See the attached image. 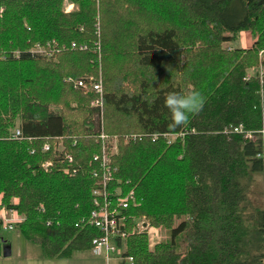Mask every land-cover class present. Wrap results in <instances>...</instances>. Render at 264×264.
Returning <instances> with one entry per match:
<instances>
[{"label": "trees", "instance_id": "trees-1", "mask_svg": "<svg viewBox=\"0 0 264 264\" xmlns=\"http://www.w3.org/2000/svg\"><path fill=\"white\" fill-rule=\"evenodd\" d=\"M62 1L0 0V208L22 216L14 229L40 258L91 249L103 132L116 140L105 191L126 235L119 264H264V85L246 72L264 66V0H70L69 13ZM87 76L100 108L76 85ZM193 90L203 110L171 131L165 96ZM139 222L167 238L150 244Z\"/></svg>", "mask_w": 264, "mask_h": 264}, {"label": "built area", "instance_id": "built-area-1", "mask_svg": "<svg viewBox=\"0 0 264 264\" xmlns=\"http://www.w3.org/2000/svg\"><path fill=\"white\" fill-rule=\"evenodd\" d=\"M259 55H262V51L259 52ZM256 76L261 85H264V66L259 65L256 68L254 73H248L247 77ZM78 87H82L83 89L86 86H89L94 94V99L90 102V105L94 108H100L102 106V82L100 78L93 79V77H84L79 79L76 83ZM234 132L243 133L244 137L252 138L253 132L251 131H243L241 125L233 128ZM262 137V145L261 152L257 154V157L261 158L264 165V128L257 131ZM14 137L19 135V131H14ZM99 139L101 143V168L103 170L102 179L99 183L101 187L95 188L92 191L94 195V209L91 211L90 217L87 223L94 225L100 232L101 236L92 239L91 243V253L97 256H103L106 261H108L111 255H116L117 257L121 254V249L114 243V239L119 237L123 239L126 235L123 231L120 230L118 224L121 221L122 216H117V211L115 208L112 210L109 209V202L106 197L108 196L105 191V187L107 182L111 179V169L109 166V156L113 154L116 150V140L115 137H108L103 132L99 133ZM48 146L46 144L43 145L42 150H47ZM94 159L98 157V155L93 156ZM67 158L70 160V156L67 155ZM48 163H45L43 166L46 167ZM94 176L96 173L92 172ZM99 197L103 198V203H99ZM134 198L133 191H129L124 196L118 198V206L121 208H126L128 202ZM22 216H20L15 210L6 209L4 207L0 208V222L3 229L13 230L16 223L22 220ZM138 229L142 228V222H139L137 225ZM126 261L131 262L132 258L130 256L124 257Z\"/></svg>", "mask_w": 264, "mask_h": 264}, {"label": "rangeland", "instance_id": "rangeland-1", "mask_svg": "<svg viewBox=\"0 0 264 264\" xmlns=\"http://www.w3.org/2000/svg\"><path fill=\"white\" fill-rule=\"evenodd\" d=\"M97 2V0H96ZM77 9V6L72 3L70 0H63L62 1V10L65 13H69L71 11H74ZM259 55V54H258ZM264 60V57L261 58ZM262 63H264L262 61ZM256 67H250L246 70L247 73H254L256 71ZM250 71V72H249ZM100 75V74H99ZM169 140H173L174 136H168ZM116 151V150H115ZM115 153V152H114ZM254 179L256 180V183L259 184L260 187V194L258 197V200L260 203L257 204H261V207L264 206V171L260 172L259 174H254ZM18 200L17 198H13L12 199V203L15 205L17 204ZM145 223V224H144ZM141 232H144L147 234L148 237V242L150 244L158 242L160 240L166 239L167 238V231L161 227L159 228H154V227H150L147 225V222H143L142 223V228L140 230H138ZM0 236L1 238H3L8 245H10V250H12V254L9 257H5L3 259H10L12 257H15L17 253L21 252V253H28L29 255H37L39 254V247L33 243L27 242L20 234V232L17 229H13V230H7V229H2L0 231ZM26 247V249L24 248ZM2 255V254H1ZM81 254L78 253L76 254L77 257V261L74 263H80L79 262V256ZM105 264H119V258L116 255H111L109 257V261Z\"/></svg>", "mask_w": 264, "mask_h": 264}, {"label": "clouds", "instance_id": "clouds-1", "mask_svg": "<svg viewBox=\"0 0 264 264\" xmlns=\"http://www.w3.org/2000/svg\"><path fill=\"white\" fill-rule=\"evenodd\" d=\"M206 103L203 95L196 90L186 94L169 92L164 98L162 108L169 113L168 129L175 131L177 128L190 122V116H194L203 110Z\"/></svg>", "mask_w": 264, "mask_h": 264}, {"label": "crops", "instance_id": "crops-1", "mask_svg": "<svg viewBox=\"0 0 264 264\" xmlns=\"http://www.w3.org/2000/svg\"><path fill=\"white\" fill-rule=\"evenodd\" d=\"M253 43V37L249 31H242L238 34L237 40L235 44L243 49L250 48ZM250 72V71H249ZM1 199V194H0ZM26 249V247H24ZM12 254V250H10V255ZM79 262L77 264H105V258L103 256L93 255L91 251H84L80 253ZM7 256V257H9ZM2 255L0 256V264H76L74 262L77 261L76 255L67 259H44L40 258L39 254L37 255H29L28 253H17L15 257L10 259H3ZM109 261V259H108ZM106 261V263L108 262Z\"/></svg>", "mask_w": 264, "mask_h": 264}, {"label": "water", "instance_id": "water-1", "mask_svg": "<svg viewBox=\"0 0 264 264\" xmlns=\"http://www.w3.org/2000/svg\"><path fill=\"white\" fill-rule=\"evenodd\" d=\"M0 240L2 241L3 239H0ZM1 254L3 257L9 256L10 255V245H8L7 243H4L2 245Z\"/></svg>", "mask_w": 264, "mask_h": 264}]
</instances>
